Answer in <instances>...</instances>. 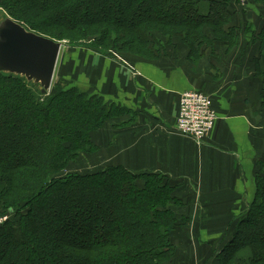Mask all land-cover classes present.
<instances>
[{"label": "trees", "instance_id": "trees-1", "mask_svg": "<svg viewBox=\"0 0 264 264\" xmlns=\"http://www.w3.org/2000/svg\"><path fill=\"white\" fill-rule=\"evenodd\" d=\"M250 5L263 8L264 0H0V11L29 30L108 56L156 60L178 40L193 60L218 44L248 48L264 104V9L249 17ZM118 111L75 84L54 80L43 94L23 76L0 74V217H7L0 264L172 261L171 234L186 218L166 175L121 165L79 169ZM255 178L249 211L220 264H264V165ZM116 224L126 230H110Z\"/></svg>", "mask_w": 264, "mask_h": 264}, {"label": "crops", "instance_id": "crops-1", "mask_svg": "<svg viewBox=\"0 0 264 264\" xmlns=\"http://www.w3.org/2000/svg\"><path fill=\"white\" fill-rule=\"evenodd\" d=\"M238 48L218 44L195 60L181 40L156 60L85 49V80L65 81L119 108L95 134L99 149L83 158L87 169L121 165L183 182L180 192L190 200L179 211L185 225L171 234L176 254L169 264H220L254 198L264 165L263 78L250 65L252 53ZM189 89L211 95L218 111L202 145L176 127L180 96Z\"/></svg>", "mask_w": 264, "mask_h": 264}, {"label": "water", "instance_id": "water-1", "mask_svg": "<svg viewBox=\"0 0 264 264\" xmlns=\"http://www.w3.org/2000/svg\"><path fill=\"white\" fill-rule=\"evenodd\" d=\"M252 15L249 11L248 16ZM62 46L61 41L29 30L0 13V74L23 76L47 94L52 89Z\"/></svg>", "mask_w": 264, "mask_h": 264}, {"label": "rangeland", "instance_id": "rangeland-1", "mask_svg": "<svg viewBox=\"0 0 264 264\" xmlns=\"http://www.w3.org/2000/svg\"><path fill=\"white\" fill-rule=\"evenodd\" d=\"M237 7L238 8H241L240 10L243 12V17H245L246 16L245 11L242 10V8L245 9V7L243 6V3L240 2V4H237ZM247 8L248 9L246 11H253L252 12L253 13L252 16H254V18H257L260 15L261 11L264 9V7L263 8H257V7L252 6V5L248 6ZM1 12L2 11H0V13ZM256 22L258 23V20L257 19H256ZM209 31H211V30H209ZM61 42L63 43V46H62V49L60 51L61 52L60 53V58H59V62H58V65H57V69H56V73H55L54 80L55 81H60L62 83V85H64V86L68 85V84H66L65 81L67 79H70V78L74 79L73 78L74 76L75 77L77 76L78 79H80V80H85L84 73H82V72H84L85 69L82 70V68L85 67V57H86V55L83 54L80 51H83L85 49L86 50H89L91 48H89L87 46H84V45H80V44H76V45L75 44H71L67 40H63ZM238 49H240V48H238ZM91 50H93V49H91ZM207 50H211V49L208 48ZM242 50L243 51H251V53H252V50H250L248 48H245V49L243 48ZM93 51H95V50H93ZM238 51H240V50H238ZM109 54H111V56L121 55L117 51H111V52H109ZM124 58H126L128 60L133 59V58H129V57H124ZM62 77H66V78H64V81H63V78ZM189 90H192V89H189ZM185 91H187V90H185ZM83 161L85 163L84 165L81 164V163H83ZM81 163H80L79 169L86 170L89 167L88 166V163H86V160L85 159L81 160ZM81 165L84 166L85 169L84 168H80ZM167 181H169L170 184L175 185L177 187L175 194L178 195L179 198L181 199V201L179 202L180 203L179 204L180 207L177 208V209H178V211H181V210L183 211L185 209V201L190 200V197L188 195L182 194L183 192H180L181 189H179V187H180V185H184L183 182H181L179 180H178V182L177 181H174V180L171 179V177L169 178V176L167 177ZM184 183H185V185H188L187 182L184 181ZM114 200L118 201L119 200V196H116V198ZM182 208H184V209H182ZM248 211H249V207L244 212H242L240 214V216H239V220L240 221L238 222V224L242 221V217L243 216L245 217V214H247ZM180 215H182V214L180 213ZM6 218H7L6 216L0 217V223L3 220H5ZM119 227H122V226L120 224H116L113 228H110V230H114L115 228H119ZM246 228H247V226L244 225L243 226V229H246ZM122 229H125V227H122ZM256 241H259V240L256 239ZM227 264H229V263L227 262Z\"/></svg>", "mask_w": 264, "mask_h": 264}, {"label": "built area", "instance_id": "built-area-1", "mask_svg": "<svg viewBox=\"0 0 264 264\" xmlns=\"http://www.w3.org/2000/svg\"><path fill=\"white\" fill-rule=\"evenodd\" d=\"M218 121V111L210 95L192 89L182 92L176 127L179 133L202 145Z\"/></svg>", "mask_w": 264, "mask_h": 264}]
</instances>
